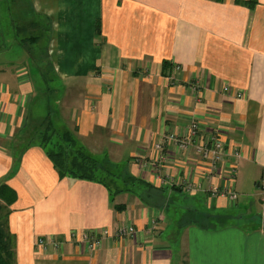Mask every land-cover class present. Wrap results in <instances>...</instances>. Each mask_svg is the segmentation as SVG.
<instances>
[{"label": "crops", "instance_id": "0c3cea01", "mask_svg": "<svg viewBox=\"0 0 264 264\" xmlns=\"http://www.w3.org/2000/svg\"><path fill=\"white\" fill-rule=\"evenodd\" d=\"M28 1L51 28L65 127L50 117L33 126L40 82L0 63V185L17 193L7 221L16 264H180L184 253L189 264H264V0ZM192 123L194 144L167 140ZM46 124L70 131L113 178L62 179L42 145L47 130H36ZM208 137L223 146L213 169L197 148ZM131 176L165 189L166 203L127 192ZM229 209L259 226L212 232L191 220L178 243V218ZM126 228L135 233L117 236Z\"/></svg>", "mask_w": 264, "mask_h": 264}, {"label": "trees", "instance_id": "16d2710c", "mask_svg": "<svg viewBox=\"0 0 264 264\" xmlns=\"http://www.w3.org/2000/svg\"><path fill=\"white\" fill-rule=\"evenodd\" d=\"M239 2V1H238ZM168 68V64L165 65V69ZM49 126L47 132L42 136V145L44 146L47 156L53 162L54 167L60 174V177L71 179H84L91 181L109 180L113 178L112 171H108L107 174L104 170V164L90 155L82 146H80L77 140L74 138L70 131L52 132ZM107 177V178H106ZM123 182V181H122ZM126 191L144 196L146 198H152L151 192L164 194V203H166L165 189H156V186L152 183H148L144 179L138 177H127L125 180ZM114 195L119 192L120 187L114 182L107 186ZM145 190V191H142ZM182 191V190H181ZM150 192V193H149ZM160 198L161 195H160ZM0 200L4 202L0 203V264H16L15 251L13 246L12 236L8 231V217L10 215V207L17 201V193L7 184L0 185ZM188 214H191L188 211ZM193 217L188 220L185 217L178 218L179 228L174 231V235L177 237L179 243L182 234L180 230L183 226L188 224L191 220L197 222L200 228L206 231H219L228 226L236 224V222H242L241 227L249 229L250 232L256 230L259 226L256 216L252 213L239 211L235 209L223 210L222 212L210 211L206 213V216L199 219V215L191 214ZM239 225V224H238ZM178 246L175 247V252L178 253ZM180 264H189L188 254L182 255Z\"/></svg>", "mask_w": 264, "mask_h": 264}, {"label": "rangeland", "instance_id": "374dc122", "mask_svg": "<svg viewBox=\"0 0 264 264\" xmlns=\"http://www.w3.org/2000/svg\"><path fill=\"white\" fill-rule=\"evenodd\" d=\"M32 21L41 22V28L34 31L29 26ZM24 28L26 31L23 30ZM33 37L39 38L34 42L29 39ZM50 38V26L32 12L28 0H0V63L22 71L27 70L30 72L32 84L36 85L40 82L36 85L37 92L43 91L44 97L40 100V104H35L32 108L36 116L32 124L36 125L37 119H40L42 124L47 117H50L51 127L60 131L65 127L63 122L59 121L58 113H60V103L66 95V84L58 80L52 71L49 58ZM36 130L45 132L47 124L45 127H36ZM251 200L246 195L245 199L240 201V206L250 204ZM237 224L241 225L242 222Z\"/></svg>", "mask_w": 264, "mask_h": 264}, {"label": "built area", "instance_id": "2783aa9c", "mask_svg": "<svg viewBox=\"0 0 264 264\" xmlns=\"http://www.w3.org/2000/svg\"><path fill=\"white\" fill-rule=\"evenodd\" d=\"M226 92H231V89L229 87L225 88ZM238 97H241V94H237ZM199 126L196 123H192L189 127L188 130L186 132V134L184 135L183 139H179L177 138L175 135H170L167 140L170 141H175L179 144V146L182 149H185L188 147V145L194 144L197 139H199ZM198 151L201 154L202 158L207 162V164L209 165L210 168H214L217 166V164L222 160L223 154H222V149L223 146L222 144L215 138L212 137H208L203 143L202 145H199L198 147ZM260 186L262 188V190L264 191V168H263V172H262V177L260 180ZM192 187H186V191L187 192H191ZM214 195H216L215 192H212ZM229 197L233 200V201H237L239 199V195L237 193H230ZM135 233L134 228H126V229H121L118 231L117 236L119 237H124L126 235H132ZM108 232H104V235H108ZM88 238L86 237L85 240H87ZM90 239H88L87 241H89ZM90 246L94 247L96 245H99L101 243L100 240L98 239H93L90 241ZM43 245V241L40 242Z\"/></svg>", "mask_w": 264, "mask_h": 264}, {"label": "water", "instance_id": "95a60500", "mask_svg": "<svg viewBox=\"0 0 264 264\" xmlns=\"http://www.w3.org/2000/svg\"><path fill=\"white\" fill-rule=\"evenodd\" d=\"M263 228H264V216H263Z\"/></svg>", "mask_w": 264, "mask_h": 264}]
</instances>
